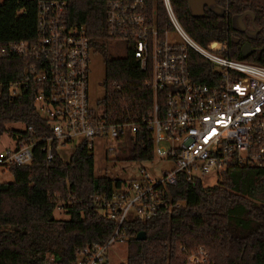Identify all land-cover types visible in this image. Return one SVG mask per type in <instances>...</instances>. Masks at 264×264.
Segmentation results:
<instances>
[{
    "label": "trees",
    "instance_id": "obj_1",
    "mask_svg": "<svg viewBox=\"0 0 264 264\" xmlns=\"http://www.w3.org/2000/svg\"><path fill=\"white\" fill-rule=\"evenodd\" d=\"M39 1L0 0V47L37 39ZM59 1L66 3V22L84 26L103 57L105 94L97 101L98 111L110 121L141 122L130 159L152 160L153 140L142 123L153 106V90L147 85L150 71L142 70L127 41L121 40L126 46L123 56L109 51L113 42L104 0ZM139 1L163 31L168 25L163 0ZM170 1L198 44L207 47L219 41L227 46L229 58L264 65V0H215L205 7L204 17L192 15L189 0ZM188 61L194 80L212 81V62L193 49ZM28 65L22 57L0 54V130L37 140L32 163L10 166L13 180L0 181V264H76L79 250L105 244L114 234L116 221L93 199L110 195L124 181L96 176L93 151L85 142L75 146L69 160L56 150L47 160L45 142L39 138L51 132L36 110L35 86L22 84ZM18 122L33 131L8 128ZM168 193L167 201L180 202V207L125 222L128 257L121 264H185L186 250L197 246L209 251L210 264H264V183L259 167H234L210 186L179 174ZM57 207L69 217L56 218ZM139 232H145L144 240L136 239Z\"/></svg>",
    "mask_w": 264,
    "mask_h": 264
},
{
    "label": "built area",
    "instance_id": "obj_2",
    "mask_svg": "<svg viewBox=\"0 0 264 264\" xmlns=\"http://www.w3.org/2000/svg\"><path fill=\"white\" fill-rule=\"evenodd\" d=\"M104 1L111 41H127L142 70L150 71L147 85L153 90V106L142 119L153 140L150 162L157 155L173 167L160 177L141 167L139 178L123 180L110 195L96 196L94 203L117 227L107 243L79 250L76 264H105L108 247L126 239L125 222L130 217L148 220L163 208L180 207V202L167 201L171 199L168 187L177 183L179 174L202 184L203 178L211 175L217 184L229 169L253 165L262 170L264 183V65L229 58L227 46L219 41L207 47L198 44L183 28L170 0H163L168 16L163 31L139 0ZM65 6V1L40 0L37 39L0 47V54L28 61L22 84L36 88V110L51 132L39 138L45 142L49 161L59 145L76 138L91 151L96 138L111 137L131 144L141 125L138 120L110 121L91 106L89 66L95 48L84 26L66 22ZM170 31L181 41H170ZM189 49L212 62V81L192 78ZM25 129L33 131L31 126ZM14 139V149L0 151V172L33 161L37 140L23 133ZM110 150L116 146L112 144ZM186 252L185 264H210L204 246Z\"/></svg>",
    "mask_w": 264,
    "mask_h": 264
},
{
    "label": "rangeland",
    "instance_id": "obj_3",
    "mask_svg": "<svg viewBox=\"0 0 264 264\" xmlns=\"http://www.w3.org/2000/svg\"><path fill=\"white\" fill-rule=\"evenodd\" d=\"M170 41L180 42L181 39L175 31L168 33ZM114 44V43H113ZM112 43L108 45L109 51L115 56H123L125 54V46L122 41L116 42L114 47ZM105 77V63L100 52L93 50L90 53L89 66V96L90 104L97 107V101L105 94L103 80ZM8 128L25 129L23 123H9ZM80 138H76L72 143L59 145L58 153L64 160H69L75 146L79 143ZM112 144L116 146V150H110ZM15 139L8 131L0 135V151H6L15 148ZM131 144L128 140L114 141L111 137H102L94 139V172L96 176H108L118 178L126 182H130L135 178H139V169L145 167L147 171L156 177L162 176L163 172L173 167V163L168 160H161L159 156H155L153 162L135 161L130 159ZM109 152L107 153V151ZM13 176L9 170L0 172V181H12ZM216 182V178L208 175L203 178V184L210 186ZM54 216L59 219H67L68 213L57 207ZM128 243L127 239L117 240L113 242L107 249L105 264H121L127 261Z\"/></svg>",
    "mask_w": 264,
    "mask_h": 264
},
{
    "label": "water",
    "instance_id": "obj_4",
    "mask_svg": "<svg viewBox=\"0 0 264 264\" xmlns=\"http://www.w3.org/2000/svg\"><path fill=\"white\" fill-rule=\"evenodd\" d=\"M215 0H189V6L191 9V13L195 17H204L206 15L205 13V7L214 4ZM247 53H250V49L246 51ZM2 134V131L0 130V135ZM54 217H52L53 219ZM146 238L145 232H139L136 235V239L138 240H144Z\"/></svg>",
    "mask_w": 264,
    "mask_h": 264
}]
</instances>
